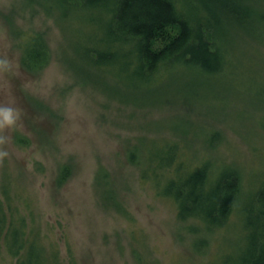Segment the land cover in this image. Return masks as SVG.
<instances>
[{
  "label": "rangeland",
  "instance_id": "rangeland-1",
  "mask_svg": "<svg viewBox=\"0 0 264 264\" xmlns=\"http://www.w3.org/2000/svg\"><path fill=\"white\" fill-rule=\"evenodd\" d=\"M245 1L264 13V0ZM41 2L49 8L40 0H0V107L15 116L0 123V194L9 184L27 230L25 248L13 254L3 245L0 264H20L33 242L46 250L40 264H220L239 248L240 205L264 180V27L227 24L232 66L210 74L170 71L145 93L119 91L133 103L108 96L98 76L80 77L73 63L79 42L54 11L56 1ZM14 25L48 39L51 61L36 76L20 67ZM17 131L30 145L15 143ZM167 137L181 138L195 159L209 157L213 169H237L239 201L228 223L206 232L201 221L180 218L150 180L140 181L147 146ZM133 149L140 156L134 162ZM70 157L73 175L57 188L59 162ZM100 167L116 182L121 206L101 198Z\"/></svg>",
  "mask_w": 264,
  "mask_h": 264
},
{
  "label": "trees",
  "instance_id": "trees-1",
  "mask_svg": "<svg viewBox=\"0 0 264 264\" xmlns=\"http://www.w3.org/2000/svg\"><path fill=\"white\" fill-rule=\"evenodd\" d=\"M55 1L54 11L80 44L79 61L73 62L80 77L90 80L98 76L97 82L108 96L133 103L119 91L145 93L170 71L193 69L210 74L232 66L231 48L225 40L227 24L249 22L264 27V13L245 0ZM10 28L18 41L21 69L28 75H38L52 56L45 33L17 25ZM36 104L49 110L41 102ZM14 139L21 147L32 142L21 131ZM215 139L217 135L213 144ZM185 148L181 138L167 137L151 143L139 178L142 183L150 180L158 195L171 198L180 218H195L204 224L206 232L212 231L228 223L239 201V173L231 165L213 169L209 157L197 154L199 158L195 159ZM137 152L129 150L130 161L140 158ZM73 168L71 157L59 162L54 179L57 188L69 181ZM8 185L2 183L0 194V250L8 245L11 253L18 254L25 248L26 213L13 204ZM95 185L106 204L120 205L109 170L98 169ZM240 207L243 236L239 248L222 256L220 264H264V180ZM15 212H19L17 222ZM7 223L10 235L5 234ZM26 252L28 258L24 255L20 264H40L42 257L47 258L45 247L37 242L28 244Z\"/></svg>",
  "mask_w": 264,
  "mask_h": 264
},
{
  "label": "clouds",
  "instance_id": "clouds-1",
  "mask_svg": "<svg viewBox=\"0 0 264 264\" xmlns=\"http://www.w3.org/2000/svg\"><path fill=\"white\" fill-rule=\"evenodd\" d=\"M15 119L13 109L10 107H0V123L11 124Z\"/></svg>",
  "mask_w": 264,
  "mask_h": 264
},
{
  "label": "bare ground",
  "instance_id": "bare-ground-1",
  "mask_svg": "<svg viewBox=\"0 0 264 264\" xmlns=\"http://www.w3.org/2000/svg\"><path fill=\"white\" fill-rule=\"evenodd\" d=\"M22 137V136H21Z\"/></svg>",
  "mask_w": 264,
  "mask_h": 264
}]
</instances>
